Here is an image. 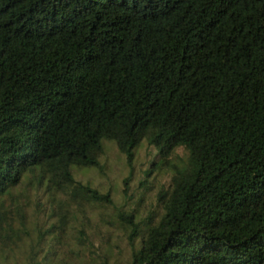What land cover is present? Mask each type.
Returning a JSON list of instances; mask_svg holds the SVG:
<instances>
[{
  "label": "trees",
  "instance_id": "16d2710c",
  "mask_svg": "<svg viewBox=\"0 0 264 264\" xmlns=\"http://www.w3.org/2000/svg\"><path fill=\"white\" fill-rule=\"evenodd\" d=\"M143 140L169 175L141 210ZM104 141L122 204L72 174L102 170ZM23 185L50 210L34 237ZM104 224L128 264H264V0H0V264H50L68 233L108 257Z\"/></svg>",
  "mask_w": 264,
  "mask_h": 264
},
{
  "label": "rangeland",
  "instance_id": "374dc122",
  "mask_svg": "<svg viewBox=\"0 0 264 264\" xmlns=\"http://www.w3.org/2000/svg\"><path fill=\"white\" fill-rule=\"evenodd\" d=\"M104 153L99 159V164L102 168L100 170L97 167H72V174L75 179H78L92 187H97L101 192H109L113 200L117 204H122L126 201L123 196V180L130 175V169L126 164L124 155L116 149L115 145L112 142L104 141L103 142ZM175 154L179 157L184 156V151L181 148L176 149ZM155 150L149 147L146 142L143 140L135 149L134 161H133V170L131 176L128 179V196L131 198L129 200L130 205H135L136 200L140 196L141 188L139 182L143 179H148L150 184L154 186V189H150V195L145 196L140 201L139 207L141 210L147 209L151 204L154 203V193L158 190L161 184H164L168 180V172L165 168L161 170L155 166L156 163H153L155 160ZM171 162L172 159H169ZM155 162H158V160ZM151 170L150 174L146 176L145 172ZM24 196L20 198L21 205L25 209V222L26 226L29 228L32 237L35 236L36 224H44L50 210L43 209L46 208V205L43 204L46 202L45 197H41L40 201L36 200L34 189L28 186H22ZM55 213L58 214V207H55ZM90 211V208H87V212ZM91 215L95 214L97 211H90ZM103 233L107 235L110 239V242L113 244L111 247V254L108 257L104 256H95L84 251L81 246L76 244V240L73 236L68 233L60 242L55 239H46L49 241L53 250H56V256H54L53 261L50 264H128L127 260L129 258V248L127 247L125 240L122 239L120 231L115 230L111 226L104 224L101 227ZM109 233V234H108ZM27 238V236H25ZM50 238V237H48ZM27 240V239H26ZM28 241V240H27ZM95 245L98 247L97 252L99 254L103 253L102 250L103 242L99 238L95 239ZM93 250V249H92ZM40 252L37 256V259L42 257ZM17 262L15 259L11 260L9 264H24L25 258L21 253L17 254Z\"/></svg>",
  "mask_w": 264,
  "mask_h": 264
}]
</instances>
